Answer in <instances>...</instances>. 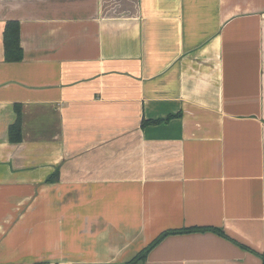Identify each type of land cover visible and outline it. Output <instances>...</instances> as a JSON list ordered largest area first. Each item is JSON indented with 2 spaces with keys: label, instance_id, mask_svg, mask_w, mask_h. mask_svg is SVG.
Wrapping results in <instances>:
<instances>
[{
  "label": "crops",
  "instance_id": "crops-1",
  "mask_svg": "<svg viewBox=\"0 0 264 264\" xmlns=\"http://www.w3.org/2000/svg\"><path fill=\"white\" fill-rule=\"evenodd\" d=\"M194 228L135 264H264V0H0V264Z\"/></svg>",
  "mask_w": 264,
  "mask_h": 264
},
{
  "label": "trees",
  "instance_id": "trees-1",
  "mask_svg": "<svg viewBox=\"0 0 264 264\" xmlns=\"http://www.w3.org/2000/svg\"><path fill=\"white\" fill-rule=\"evenodd\" d=\"M3 43L4 50L7 61L17 62L21 59V49L19 47V30L18 25L16 23H8L5 26V30L3 33ZM167 119L166 121H168ZM160 121H152V122H144V124H160ZM20 126L21 121L18 116L16 121L9 127V138L12 142H17L20 139ZM49 179L48 181H50ZM205 229H182V230H172L162 233L158 238H156L150 245H148L145 249H143L133 260L126 264H135L141 260H143L144 256L164 237L172 234H181L186 232H200ZM213 230V229H212ZM214 232L220 233L218 230H214ZM262 262L264 263V254L260 255Z\"/></svg>",
  "mask_w": 264,
  "mask_h": 264
}]
</instances>
